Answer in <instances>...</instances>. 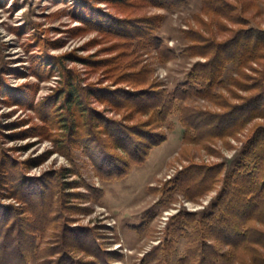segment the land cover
<instances>
[{
	"label": "rangeland",
	"instance_id": "obj_1",
	"mask_svg": "<svg viewBox=\"0 0 264 264\" xmlns=\"http://www.w3.org/2000/svg\"><path fill=\"white\" fill-rule=\"evenodd\" d=\"M173 2L167 7L148 0H0V174L9 169L15 179L11 185L6 177L0 180V247L3 240L8 246L0 251V264H58L61 240L70 264H198V254L188 251L190 237L171 234L172 219L180 212L199 215L210 209L224 173L253 132L264 127V119L224 137L209 135L216 129L210 119L203 133L189 130L184 120L197 112L222 114L254 96L251 85L264 63V49L260 61L227 64L213 96L177 101L165 121L151 127L164 141L118 180L103 170L110 164L115 169L116 157L125 163L124 152L114 150L105 135L88 130L96 111L105 121L126 126L149 119L128 117L127 110H112L96 96L143 90L150 83L173 93L197 64L208 61L213 46L221 47L240 29H264V0ZM155 17L159 24L151 25L163 53L140 36L125 38L116 26L128 22L139 28ZM129 72H139L130 78L132 84L121 76ZM71 76L92 94L80 96L83 109H73L76 134L69 137L61 93L69 77L71 85L76 82ZM8 158L17 170L3 165ZM222 163L225 169L207 191L191 198L171 190L185 169ZM5 213L10 221H21L25 249L18 247L13 232L3 230ZM207 244L223 255L207 264H264L260 248L262 261H256L247 249L222 241Z\"/></svg>",
	"mask_w": 264,
	"mask_h": 264
},
{
	"label": "trees",
	"instance_id": "obj_2",
	"mask_svg": "<svg viewBox=\"0 0 264 264\" xmlns=\"http://www.w3.org/2000/svg\"><path fill=\"white\" fill-rule=\"evenodd\" d=\"M148 1H159L158 5L162 3L163 6H173L175 4L173 0ZM85 14L89 13L85 12ZM159 19L158 17L146 19L145 25H141L139 28L138 23L130 27V23L128 22L125 24L117 23L116 26L120 27V31L123 30L122 34H125V38L132 39L131 36L137 38L140 36L145 38V42H148L149 46L155 45L163 53L161 39L156 35V30L153 29V26L159 24ZM138 29L140 31H137ZM213 48L215 52L208 61H205L203 64H197L188 76V81L178 84L173 93H168L165 89H160L159 85L155 86L153 83H150L143 90L125 91L122 93L118 90H112L108 91L107 95L101 94L96 96L98 100L108 103L112 110H127L126 116L128 117L134 115L149 116L147 121L138 123L137 125L126 126L120 121L113 119H106L105 121L101 112L96 111L95 114H90L89 120L92 121L93 119V121L90 125L91 128L88 130L94 132L93 134L105 135L106 139L112 142L114 150H119V152H124L125 154V163L116 157L113 159L117 162V164L115 163V169H112V164H110L108 165L110 169L103 170L106 172L104 174H107L108 178L120 179V177L130 170L132 163H142L149 151L164 141L163 135L154 132L151 127L158 121H165L170 112L173 111L177 101L181 102L190 97L199 96L208 98L209 96H213L212 92L215 86L219 84V78L223 73V69L231 62L243 66L244 64L249 65L252 62L260 61V52L264 49V29H240L235 33L233 38L223 43L221 47L215 45ZM169 51L167 50L168 53H170ZM138 74L139 72H129L121 76H124L126 81L132 84L130 78L133 76L135 78ZM255 76L251 85L256 87L257 92L254 96L243 99L244 101L241 105L232 106L222 114L206 115L197 112V115L191 117L190 120H184L187 128L192 131H199L200 133L207 132L208 128H210V121H213L215 126L212 125L211 128L216 129L209 133V135L211 136L215 133L218 136L222 134V137H224L238 133L251 120L257 118L264 119V63L256 71ZM71 78L72 80H76V82L74 85H71L69 77L67 86L61 93L65 94L63 107L69 119H66L67 124L64 126L69 137L76 134L73 109H83L80 96L86 98V94H92L91 91L86 92L85 87L79 86L75 76H71ZM134 83L136 82L134 81ZM18 102L20 103L21 100ZM44 106H46V103ZM80 115L83 116L84 114L81 113ZM88 115H85L86 118ZM208 119L210 121H207L209 122L207 124L206 120ZM97 121L102 125L97 123ZM101 128L103 129L101 130ZM3 162L5 166L16 168L9 158ZM233 163L231 170L224 173L222 188L210 209L199 215L180 212L172 219L174 224L171 234L175 235L179 233V236H183L184 238L190 237L189 241H191V244L188 247V251L190 256H197L198 254V264H207L210 261L221 258L217 254V249L211 246V244H207L208 241H222V244H227L232 248L247 249L255 253L256 261H262L256 248L264 251V127H258L253 132ZM123 164H125L124 168L121 167V169L120 166ZM224 169V163L207 169H201L197 166L187 168L179 174L174 182H171V190H181L193 198L207 191L213 180ZM8 172L10 173L11 171L8 169L5 175L0 174V180L3 181L6 177L8 178V183L11 185L15 179ZM19 180H22V178H16L17 182ZM20 182L22 183V181ZM8 183L4 185L6 188L10 186ZM21 183L18 186L23 185ZM18 186L16 185V188ZM4 215L5 217L2 221L6 224V227L3 230L6 229L5 232H13L18 240V247L21 250L25 249V241L27 239L23 235L24 227L21 221L16 217L15 221H10V213H5ZM22 237L24 241H22ZM3 241L4 246L0 247L1 252L8 247L6 240ZM26 244H28V241H26ZM60 244L62 251H57L60 260L58 264L72 263L73 261H66L68 255L63 251L64 247L67 246L66 242L61 240ZM35 245L34 239L33 250H35ZM72 246L74 247V245ZM75 249L83 251L79 246L73 248V250Z\"/></svg>",
	"mask_w": 264,
	"mask_h": 264
}]
</instances>
